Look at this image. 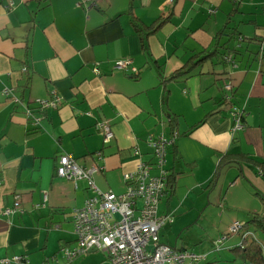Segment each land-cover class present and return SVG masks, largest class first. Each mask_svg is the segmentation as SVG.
<instances>
[{
	"label": "crops",
	"instance_id": "obj_1",
	"mask_svg": "<svg viewBox=\"0 0 264 264\" xmlns=\"http://www.w3.org/2000/svg\"><path fill=\"white\" fill-rule=\"evenodd\" d=\"M132 17L141 27L163 23L141 33ZM123 60L129 68L115 70ZM184 66H193L187 76L168 80ZM224 83L232 86L229 103ZM52 93L61 105L44 111L30 133L26 110L38 116L33 101ZM232 107L242 114L239 130ZM100 121L113 131L108 145L94 128ZM173 134L176 152L168 149L165 168L174 188L162 197L160 215L202 211L231 169L235 186L256 191L257 199L245 193L238 209L249 218L264 214L259 167L235 162L217 172L225 154L264 162V0H0V211L13 208L16 197L20 204L0 213V260L67 264L62 249L75 244L69 214L90 192L84 180L56 175L59 157L101 167L95 186L118 195L123 177L152 161L147 138ZM172 224L162 228L170 232ZM161 229L159 242L169 246ZM214 252L199 264H219L207 262Z\"/></svg>",
	"mask_w": 264,
	"mask_h": 264
},
{
	"label": "built area",
	"instance_id": "obj_2",
	"mask_svg": "<svg viewBox=\"0 0 264 264\" xmlns=\"http://www.w3.org/2000/svg\"><path fill=\"white\" fill-rule=\"evenodd\" d=\"M99 0H84L95 5ZM237 3L239 0H231ZM12 6V4H10ZM223 60L232 62L231 56H224ZM129 60L114 64L115 70H127ZM97 75L98 70L93 69ZM222 90L225 92L224 101H231L232 86L224 83ZM3 95L14 99L12 89H4ZM38 116L30 109L26 110L29 124L38 129L42 120V113L46 110L57 109L61 105L60 98L52 93L46 100L33 101ZM36 112V113H37ZM231 116L235 123L234 130L242 128L241 112L232 107ZM95 130L101 135L104 145L110 144L114 139L111 126L107 122H97ZM176 134L170 138L163 136L147 138V145L151 149L152 161L139 163L136 169L123 177L125 191L114 194L110 191H100L93 182V175L101 172V167L92 165L85 167L69 154L58 159L55 168L56 175L60 178L76 183L84 180L90 196L79 209H73L69 219L73 224L75 244L73 248L62 249L63 257L68 262H73L84 256L90 250L101 252L110 264H199L205 259L189 250H178L159 242L158 231L167 224H171V215H160L159 203L167 193L168 171L166 158L168 149L174 145ZM135 154H138L135 152ZM95 159H102V152L93 154ZM1 184V179H0ZM19 197H16L13 208L0 211L9 215L19 209ZM242 225H234L231 233H237ZM253 236L247 231L244 238ZM226 238L215 242L214 251L220 250ZM0 264H27L25 256H14L0 260Z\"/></svg>",
	"mask_w": 264,
	"mask_h": 264
},
{
	"label": "rangeland",
	"instance_id": "obj_3",
	"mask_svg": "<svg viewBox=\"0 0 264 264\" xmlns=\"http://www.w3.org/2000/svg\"><path fill=\"white\" fill-rule=\"evenodd\" d=\"M231 170H229L230 172L226 171L221 176L219 186L213 188L209 197L210 200L202 211L191 210L185 212L183 210L184 213L173 215V230L169 232L168 228L165 227L159 233L164 234L163 242L168 244L169 247L185 248L202 256L213 250L214 243L217 240L226 238L222 249L216 250L213 255H209L207 262H214V259L217 261L218 258L220 260L219 264H244L235 256L233 251L227 250L239 245L242 240L239 234L231 233L230 229L236 224L243 225L248 221L249 216H244L238 209L241 203L240 200L245 197V193L249 199H255L254 194L256 191L249 185L246 192H243L244 189L239 186L240 184L235 186V183H232L234 173ZM222 184L224 187L221 191ZM162 208L163 205L160 206V210ZM243 231L253 235L249 236L248 240H254L264 246V237L259 232L254 231L249 226L241 229L240 233ZM104 257L105 255L101 252H92L79 257L75 262H67V264H110L104 260Z\"/></svg>",
	"mask_w": 264,
	"mask_h": 264
},
{
	"label": "trees",
	"instance_id": "obj_4",
	"mask_svg": "<svg viewBox=\"0 0 264 264\" xmlns=\"http://www.w3.org/2000/svg\"><path fill=\"white\" fill-rule=\"evenodd\" d=\"M163 22H157L156 24H152L151 26H144L141 27L140 25H138V22L136 20V18L132 17V25L134 26V28H136L137 30H139V32L144 33L146 31H150L151 32L155 29H157ZM146 35V34H144ZM193 66H184L182 69H180L179 71H177L172 77H170V79H168L169 81L177 79L179 77H183V76H187L191 70H192ZM23 73L25 75V77L27 78L23 89H26L28 87V82H29V69L27 67L23 68ZM33 131V132H32ZM30 133H34L36 131H38V129H33ZM175 147L173 146V154L175 155ZM235 162H245L247 164H251L253 166L259 167L261 172H262V176L264 177V162H257L255 160H253L252 158L246 156V155H232V154H225L223 155L217 165V172L224 169L225 167L229 166L232 163ZM174 188V183H173V179L172 176L168 175V179H167V194L168 193H172ZM263 202V206H264V200L261 199ZM251 227L253 228L254 231L259 232L263 237H264V214H252L250 216V218L248 219V221H246L243 225H242V229L245 227ZM245 231H243L242 233L237 232L236 234H239L241 236V242L238 246H236L232 251L235 254L236 257H238L241 261H243V263H247V264H264V246H261L260 244H258L257 242H255L254 240H248V238H244L243 237V233ZM244 246V247H243ZM209 264H213V263H209Z\"/></svg>",
	"mask_w": 264,
	"mask_h": 264
},
{
	"label": "water",
	"instance_id": "obj_5",
	"mask_svg": "<svg viewBox=\"0 0 264 264\" xmlns=\"http://www.w3.org/2000/svg\"><path fill=\"white\" fill-rule=\"evenodd\" d=\"M89 252H94V250H90Z\"/></svg>",
	"mask_w": 264,
	"mask_h": 264
}]
</instances>
